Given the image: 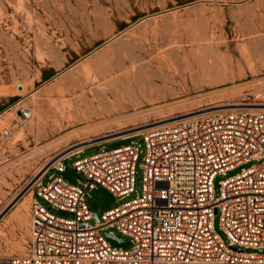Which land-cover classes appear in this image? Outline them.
I'll list each match as a JSON object with an SVG mask.
<instances>
[{"label": "rangeland", "instance_id": "374dc122", "mask_svg": "<svg viewBox=\"0 0 264 264\" xmlns=\"http://www.w3.org/2000/svg\"><path fill=\"white\" fill-rule=\"evenodd\" d=\"M110 88L120 93L130 88L132 95L122 96L124 109L108 114L114 123L88 131L86 137L93 141L85 145L83 158L97 154L102 148L97 142L118 131L129 136L199 113L232 109L217 106L236 105L244 92H264V0H0V101H19L0 120L1 128L12 131L10 139L0 138V258L26 254L29 194L40 178L36 172L81 142L67 136L88 125L79 118L92 102L100 104L97 93L112 97ZM21 107L33 118L20 119ZM130 143L118 137L103 146L111 151ZM76 160H67L66 171L55 175L73 185L86 183L73 167ZM23 162L31 163L32 172L19 168ZM256 164L218 176L216 196L221 181ZM142 186L138 168L139 193ZM25 198L27 209L17 211ZM86 200L99 216L124 202L99 185ZM39 201L58 217H72ZM14 212L22 221L11 220ZM215 225L228 243L218 216ZM108 241L116 248L132 247Z\"/></svg>", "mask_w": 264, "mask_h": 264}, {"label": "built area", "instance_id": "2783aa9c", "mask_svg": "<svg viewBox=\"0 0 264 264\" xmlns=\"http://www.w3.org/2000/svg\"><path fill=\"white\" fill-rule=\"evenodd\" d=\"M18 104L0 101V120ZM234 107L121 137L131 143L111 151L105 138L87 158L81 157L86 146L56 157L31 189L26 254L0 258V264H264V92H244ZM17 115L33 118L23 107ZM11 136V129L0 127L2 141ZM72 157L86 183L55 175L66 171ZM254 161L221 181L216 196L218 176ZM98 185L124 202L96 219L86 198ZM39 198L72 217L56 216ZM216 216L228 243L216 229ZM108 235L128 238L131 249L113 247Z\"/></svg>", "mask_w": 264, "mask_h": 264}, {"label": "bare ground", "instance_id": "6f19581e", "mask_svg": "<svg viewBox=\"0 0 264 264\" xmlns=\"http://www.w3.org/2000/svg\"><path fill=\"white\" fill-rule=\"evenodd\" d=\"M116 84H118V83L116 82ZM109 91L113 94V96L109 97V98H105L101 93H97V101L100 102V104L99 105H95V103L92 102L91 105H90L89 112L85 113V115H83V117L79 118V120H78V122H82V123H85V124L88 123V125L85 128H83V129H81L79 131H76L74 133H71L70 135L67 136V138L72 137V136L79 137V140L81 142L79 144H76V145H73V146H70L71 144L68 145L70 147H68L66 150H64L62 152V154L65 153V152H68V151L74 152V151L81 150L85 145H88V144L91 143V141H93L91 139H88V137H86V134L88 133V131H90L91 129H95V128H98V129L105 128L106 126H110L112 123H114L116 121V120H113V119L112 120L108 119L107 116L111 112H114L116 110L125 108V105L122 102L121 98H122V96H126V94L132 95L131 94L132 93L131 92L132 89L129 88V89L125 90L123 93H120V92H118V91H116L114 89H111V88H110ZM227 106H236V105L233 104V105H225V106H217V107H227ZM97 121H99V122H97ZM122 133L123 132L118 131V132H116V134H112V135H109V136H106V137H108V140L116 139L118 137H126V135H124ZM46 149L47 148H45V150ZM43 151H44V149H41V150H39V152L31 154L30 157L33 158L34 156H36L37 154H39L40 152H43ZM26 158H27V160L29 159L28 157H26ZM53 162H54V160H50L42 169H39L38 172H36V174L34 173L35 177L36 178L38 176L41 177L44 174V172L49 168V166H51V164ZM19 168L20 169L27 168L26 171L32 172L31 171L32 170L31 163H29V162L21 163ZM29 196L32 197V191L30 192ZM27 202H28V199L25 198V200H23L20 203V207L17 208V211L18 210L20 211V209H22V208L23 209H27V207H28V203ZM16 213H18V212H16ZM17 215H18V219L22 221L23 216H21L19 213Z\"/></svg>", "mask_w": 264, "mask_h": 264}, {"label": "water", "instance_id": "95a60500", "mask_svg": "<svg viewBox=\"0 0 264 264\" xmlns=\"http://www.w3.org/2000/svg\"><path fill=\"white\" fill-rule=\"evenodd\" d=\"M19 89L22 90V87H19ZM96 219H99L98 215H96ZM108 238H109V239H112V240H115V241H118V242H120L121 244H129V243H130L129 241H125V240H123V239H121V238H114V237H112L111 235H108Z\"/></svg>", "mask_w": 264, "mask_h": 264}, {"label": "crops", "instance_id": "0c3cea01", "mask_svg": "<svg viewBox=\"0 0 264 264\" xmlns=\"http://www.w3.org/2000/svg\"><path fill=\"white\" fill-rule=\"evenodd\" d=\"M17 214H18V213L14 212V214H13L12 217H11V220H13V221H17V222H20L21 220L18 219V215H17Z\"/></svg>", "mask_w": 264, "mask_h": 264}]
</instances>
